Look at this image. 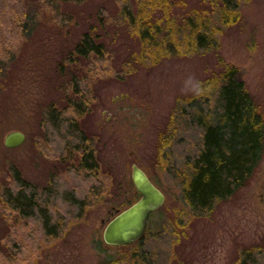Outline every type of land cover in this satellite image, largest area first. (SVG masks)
<instances>
[{"label": "rangeland", "instance_id": "rangeland-1", "mask_svg": "<svg viewBox=\"0 0 264 264\" xmlns=\"http://www.w3.org/2000/svg\"><path fill=\"white\" fill-rule=\"evenodd\" d=\"M137 1L62 3L59 12H53L58 17L51 20L52 11L50 15L44 11L45 20L37 23L29 35L16 38L12 44H1L0 40V50L6 52L1 61L4 67L0 68V185L10 183L15 169L38 187L55 182L62 191L77 189L83 195L81 192L90 185L93 179L87 182L74 177L59 157L69 138L67 131L75 129V124L53 125V118L46 114L51 104L60 108L67 104L68 80L73 75L93 79L91 111L71 121L76 120L78 128L91 137L101 165L100 175L107 181L99 203L87 208L81 219L67 224L61 238H42L38 246L33 234L32 240L26 239L27 233L19 225L13 228L11 224L16 225V221L7 219L0 209V264H111L117 259L128 263L137 245H108L103 231L116 210L139 197L132 181L134 164L165 196L160 211L150 214L147 235L140 245L142 252H158L154 261L234 264L238 255L242 260L244 252L249 263L263 253L264 148L247 182L204 215L187 212L179 181L168 168L178 165L185 153H193L200 134V128L183 114L179 121V107L201 89L214 93L218 85L215 79L226 66L237 68L264 116V0L242 2L233 24L225 25L214 18L213 46L192 52H187L192 34L185 19L195 11L205 12L208 2L171 0L174 24L166 54L155 45L156 50H146L133 22L122 11L128 2L137 13ZM163 12L155 11L152 21ZM89 29L100 35L105 59L101 64H92L90 58L64 62L68 51ZM13 130L23 132L25 139L9 148L4 138ZM167 135H172L173 141L169 139L170 147L163 158L160 145ZM65 172L71 173L63 178ZM59 207V216L66 215L68 210ZM8 234L16 236L15 244L7 243ZM14 246L18 256L6 259L17 251Z\"/></svg>", "mask_w": 264, "mask_h": 264}, {"label": "trees", "instance_id": "trees-1", "mask_svg": "<svg viewBox=\"0 0 264 264\" xmlns=\"http://www.w3.org/2000/svg\"><path fill=\"white\" fill-rule=\"evenodd\" d=\"M81 1L83 0H0L1 44L9 41L12 44L16 42V38L29 35L37 23L45 20L43 17L46 10L49 15L52 11L50 19L53 20V17H58L53 12H59L62 3ZM245 1L249 0H207L208 9L205 12L195 11L187 17L185 21L192 34L190 43L187 44V52L200 51L203 47V50H208L206 46H213L212 20L216 18L225 25L235 23L240 5ZM170 5L171 0H138L137 13L128 2L122 6V11L125 10V16L133 22L135 33L146 50H156L153 48L155 45L158 50L161 49V54L169 52L171 28L174 24ZM163 9V16L156 17V20L163 22L152 21V14ZM165 25H168V29H165ZM99 37L91 29L83 32L68 51L64 62L76 63L81 58H90L92 64L95 61L101 64L107 54L104 43L98 40ZM5 54L6 52L0 50V68L4 67L1 61ZM92 80L89 76L73 75L68 80L70 93L67 95V104L62 108L51 104L46 110V114L53 118L50 119L53 125L58 122L75 124V129L69 128L67 131L69 138L59 152V157L68 164V170L73 172L74 177H81L87 182L93 179L86 190L81 192L84 194L77 193V189L62 191L55 182L38 187L23 178L16 169L12 171L10 183L0 185V209L3 215L16 221V225L13 223L11 226L14 228L19 225L27 233L26 239L28 237L32 240L33 234V242L37 246L42 238L49 241L61 238L67 224L70 225L73 219H81L87 208L99 203L107 187V181H103L104 178L100 175L101 165L91 137L78 128L76 120L71 121L91 111L94 100L91 93ZM215 81L218 85L214 93L210 95L201 89L179 107V121L184 115L200 128V134L194 141L193 153H185L178 165H170L168 168L179 181L178 186L187 212L195 215L210 212L217 201L229 198L242 187L255 171L264 148V116L246 89L244 81L239 78L237 68L226 66ZM172 137L167 135V139L160 145L163 158L168 153L169 139L173 141ZM71 172L63 173L62 177L69 176ZM59 204L68 210L66 215L59 216ZM162 206L163 204L153 213L159 212ZM28 230H32L29 235ZM147 231L148 227L142 237L130 243L137 246L128 263L126 259H117L111 264H162L154 261L158 259V252L155 254L156 251H140ZM11 236L12 234L7 235V243L12 245L16 236ZM14 247V250L18 249ZM17 256L18 250L5 258L12 260ZM246 257L243 252L241 264H264V251L249 263Z\"/></svg>", "mask_w": 264, "mask_h": 264}, {"label": "water", "instance_id": "water-1", "mask_svg": "<svg viewBox=\"0 0 264 264\" xmlns=\"http://www.w3.org/2000/svg\"><path fill=\"white\" fill-rule=\"evenodd\" d=\"M25 139L23 132L13 130L4 138V144L13 148ZM132 181L139 197L108 220L103 231V239L108 245H126L142 237L148 227L150 214L164 202V193L138 165L132 169ZM104 223V220H102Z\"/></svg>", "mask_w": 264, "mask_h": 264}, {"label": "flooded vegetation", "instance_id": "flooded-vegetation-1", "mask_svg": "<svg viewBox=\"0 0 264 264\" xmlns=\"http://www.w3.org/2000/svg\"><path fill=\"white\" fill-rule=\"evenodd\" d=\"M239 256L240 255H238L237 257H236V259H235V263L234 264H240L239 262H241V257H240V259H239Z\"/></svg>", "mask_w": 264, "mask_h": 264}]
</instances>
